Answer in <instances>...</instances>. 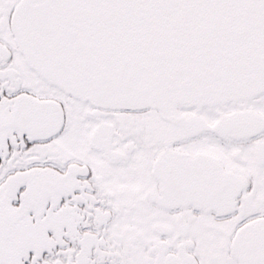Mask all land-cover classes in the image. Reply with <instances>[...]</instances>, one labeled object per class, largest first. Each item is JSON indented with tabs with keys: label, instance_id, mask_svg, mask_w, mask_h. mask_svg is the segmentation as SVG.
I'll return each instance as SVG.
<instances>
[{
	"label": "snow or ice",
	"instance_id": "1",
	"mask_svg": "<svg viewBox=\"0 0 264 264\" xmlns=\"http://www.w3.org/2000/svg\"><path fill=\"white\" fill-rule=\"evenodd\" d=\"M0 264H264V0H0Z\"/></svg>",
	"mask_w": 264,
	"mask_h": 264
}]
</instances>
